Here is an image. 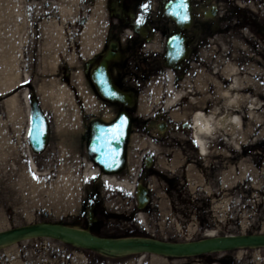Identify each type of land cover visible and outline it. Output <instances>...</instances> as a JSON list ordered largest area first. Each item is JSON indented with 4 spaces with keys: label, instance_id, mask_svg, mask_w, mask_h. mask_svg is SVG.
<instances>
[{
    "label": "rangeland",
    "instance_id": "rangeland-1",
    "mask_svg": "<svg viewBox=\"0 0 264 264\" xmlns=\"http://www.w3.org/2000/svg\"><path fill=\"white\" fill-rule=\"evenodd\" d=\"M232 1L240 9L235 10L231 20L232 39L218 45L216 53L210 57V75L195 71L194 86L191 87L195 91L192 96H199L197 101L210 100L219 112L225 98L217 92L216 83L228 84L229 79L222 73L226 63H235L236 76L242 80L247 76L249 66L264 64V50L255 53L250 49L247 43L254 37L247 34V26L239 27L238 24L241 23L240 13L245 9L243 0ZM222 2L221 12L224 13L227 2ZM249 6L255 7L250 3ZM23 8V0H0V55H19L26 41L30 46L36 45L35 32L30 36L31 31L28 34L26 30L28 23L22 16ZM26 12L27 16L29 12ZM38 47L43 57L39 73L46 75L52 70V43L40 41ZM221 53L225 54L224 63L217 61ZM32 56L26 61L18 57L15 68L19 79L22 80L25 74L34 92L39 94L45 79L38 75V68L32 70ZM25 63L29 64L26 69ZM261 80L258 79L260 86ZM208 85L214 90L211 95L207 91ZM22 90L17 88L0 97V231L51 223L78 226L100 237H146L171 243L226 235H264V107L251 114L243 113L237 128L216 127L210 136L204 137L206 153L203 155L199 154L191 137L188 142L180 134H169L161 139L132 136L123 171L109 175L114 176L112 181H102L103 176L108 175L99 169L84 179L80 192L73 194L69 189L52 191L65 169L62 165L67 163L66 167L78 171L88 165L93 171L95 163L88 156L85 143L76 141L77 135L54 123L51 104L45 108L50 121L46 149L40 154L28 149L29 108ZM9 96L16 98L13 110L17 109V117L16 111H11V103H7L11 100ZM145 153L153 157L150 167L144 165ZM29 157L35 164L34 170ZM22 171L27 172V179ZM138 183L148 188L149 200L142 209L137 208ZM122 184L128 188L124 189ZM92 202L93 208L90 207ZM86 263L264 264V247L235 248L190 257L151 252L114 257L55 238L39 237L0 248V264Z\"/></svg>",
    "mask_w": 264,
    "mask_h": 264
},
{
    "label": "flooded vegetation",
    "instance_id": "flooded-vegetation-1",
    "mask_svg": "<svg viewBox=\"0 0 264 264\" xmlns=\"http://www.w3.org/2000/svg\"><path fill=\"white\" fill-rule=\"evenodd\" d=\"M42 1L50 3L52 41L59 44L52 51L56 79L66 85L71 105L67 129L79 135V142L90 139L94 121L108 123L121 112L130 122L128 142L135 135L161 139L169 134L190 141L196 109L209 113L215 108L210 100L202 105L190 102L199 100L192 96L195 71L210 75V57L218 45L232 39L231 20L235 10L240 11L234 1L226 0L222 13L223 0H67L63 7L69 16L64 19L60 7L52 5L55 0ZM243 3L239 27H248L247 34L254 37L248 47L260 53L264 0ZM101 64L110 83L130 98L129 105L97 91L93 75L101 74ZM186 81L190 95L167 105L168 86L176 90ZM211 87L207 86L209 95Z\"/></svg>",
    "mask_w": 264,
    "mask_h": 264
},
{
    "label": "bare ground",
    "instance_id": "bare-ground-1",
    "mask_svg": "<svg viewBox=\"0 0 264 264\" xmlns=\"http://www.w3.org/2000/svg\"><path fill=\"white\" fill-rule=\"evenodd\" d=\"M15 55L13 53L10 54H1L0 55V70L2 71L0 78L1 84L4 86L0 87V92L11 88L12 85L16 84L19 80L18 71L15 68L16 60ZM219 62L223 63L225 60V54L221 53L218 57ZM227 66L225 67V70H223V75H225L226 79H229V82L227 85H224L222 83H216L217 92L222 95L225 99L224 106L221 110V112L217 111L218 109L213 108L209 113L202 112L199 108L196 109L195 113L193 114V136L195 144L197 145L199 154L203 155L206 153V145H205V136H210L216 127H230L232 129L237 128L240 126L241 123V117L242 114L252 113L260 108L264 107V64H261V66L253 65L248 67L247 76L245 79H241L236 76V65L233 62L226 63ZM253 75V77L250 78V76ZM261 78V86L259 85L258 79ZM3 82V83H2ZM54 86V85H53ZM188 84L183 83L180 85L179 89H172L170 86L167 88V94H166V104L172 105L176 101H178L181 96L183 95H190V92L187 90ZM62 90L59 87L53 88L52 86L50 88V91L44 96H47L49 99H51L50 104L52 106V109L54 111L55 120L56 123L59 126H62L60 122H63L64 117L63 112L61 111V107L64 106L62 103L64 102L61 94ZM26 98V95H25ZM190 102H194L195 104L202 105L203 100L200 99V101H193V99ZM8 104L11 103V111L15 113L16 111V117L18 116L17 109L13 110V106H16V98L12 97L11 100H8ZM26 103V100H25ZM43 105L45 106V99H43ZM66 110V109H65ZM64 110V111H65ZM106 118L109 115H105ZM13 118V116H12ZM14 119H16L14 117ZM30 158V157H29ZM64 157L62 158V161H64ZM30 164L31 168L35 169V164L30 158ZM67 163L63 164L62 166H65V169L61 171L59 174V177L56 181L57 187L53 186L52 191H59V190H71L74 194L77 192H80L82 189L83 181L84 179H87L95 174L96 171H98V168H95V170H90V166H86V168L82 171H78L77 169L71 168V166H67ZM61 166V167H62ZM22 174L25 179H27V172L22 171ZM114 176H103L102 181H112ZM30 183V182H29ZM33 184V182H32ZM128 184V183H126ZM122 184L124 189L128 188V185ZM67 186V187H65ZM71 192V193H72ZM70 193V194H71ZM44 223H39L37 225H43ZM74 229L85 232L86 234H91L87 230L80 228V227H73ZM94 236L93 234H91ZM53 237L61 242L70 243L74 246L77 245V238L70 234V233H64L60 236H52V235H43L39 234L33 230H29L25 232L22 236H20L16 240H6L3 242H0V248L12 245L16 243L17 241H23V240H30L38 237ZM116 241H126L127 243H138V244H129L124 245L120 247H112V248H102L98 249L97 252L99 254L107 255V256H114V257H120V256H126L131 254H139V253H147L151 252L156 255H165L164 253L157 252L154 250L149 249V247L146 244H162V245H175L176 243L171 242H162L159 240L146 238V237H124L119 238ZM140 243V244H139Z\"/></svg>",
    "mask_w": 264,
    "mask_h": 264
},
{
    "label": "water",
    "instance_id": "water-1",
    "mask_svg": "<svg viewBox=\"0 0 264 264\" xmlns=\"http://www.w3.org/2000/svg\"><path fill=\"white\" fill-rule=\"evenodd\" d=\"M101 69L103 65H100ZM102 75H105L102 71ZM94 82L102 96L109 100H119L129 104L128 96L119 93L106 77L99 78L93 75ZM30 126L28 131L29 145L35 152H41L46 144L48 130L44 113L35 99L30 101ZM129 119L125 113H121L111 123H97L92 125V136L87 144V151L102 171L106 173L119 172L124 166V150L128 136ZM147 190L144 186H137L138 207H143L147 201ZM33 230L39 234L60 236L70 233L77 238V244L89 249H102L120 247L129 244L117 239L94 237L74 228L57 224L45 223L19 227L0 232V242L16 240L25 232ZM140 244V243H139ZM149 249L173 256H192L208 252L223 251L240 247L264 246V235H228L200 239L192 242L176 243L175 245L146 244Z\"/></svg>",
    "mask_w": 264,
    "mask_h": 264
},
{
    "label": "snow or ice",
    "instance_id": "snow-or-ice-1",
    "mask_svg": "<svg viewBox=\"0 0 264 264\" xmlns=\"http://www.w3.org/2000/svg\"><path fill=\"white\" fill-rule=\"evenodd\" d=\"M185 19H187V16L185 15V17H184Z\"/></svg>",
    "mask_w": 264,
    "mask_h": 264
}]
</instances>
